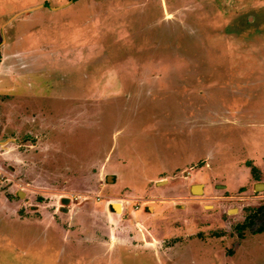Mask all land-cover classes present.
<instances>
[{
  "label": "rangeland",
  "instance_id": "374dc122",
  "mask_svg": "<svg viewBox=\"0 0 264 264\" xmlns=\"http://www.w3.org/2000/svg\"><path fill=\"white\" fill-rule=\"evenodd\" d=\"M0 79L1 264H264V0H0Z\"/></svg>",
  "mask_w": 264,
  "mask_h": 264
},
{
  "label": "flooded vegetation",
  "instance_id": "af4514ba",
  "mask_svg": "<svg viewBox=\"0 0 264 264\" xmlns=\"http://www.w3.org/2000/svg\"><path fill=\"white\" fill-rule=\"evenodd\" d=\"M1 80V79H0ZM77 98V97H76ZM15 132V131H14ZM16 135V134H15ZM8 141H9V143H13V142H15V143H17L18 144V141H17V138H16V136H14L13 135V137H10V138H8ZM2 140H0V144H2ZM17 155V154H16ZM15 155V156H16ZM15 156H12V157H15ZM248 162H250V161H248ZM251 163V162H250ZM252 164V163H251ZM253 165V164H252ZM255 166V165H254ZM248 167H250L251 168V166H248ZM194 167L193 166H191V168H190V175L191 176H195V170L193 169ZM258 168V167H257ZM259 170V169H258ZM126 172H127V170H126ZM252 172V171H251ZM111 177H113V179H112V181H115L114 180V176H112L111 175ZM254 177V176H253ZM256 178V177H255ZM191 179V178H190ZM256 179H258V177L256 178ZM131 181H133V179H131ZM119 181H117V182H112V183H114V185L115 186H117V183H118ZM163 181H157L156 180V184L158 183V184H160V183H162ZM120 183V182H119ZM123 183L121 182L120 183V186L122 185ZM257 184H263V183H257ZM256 184V185H257ZM194 185H201V189L203 190V192L205 191V187H202L203 185L200 183V184H194ZM194 185H192L191 186V191H192V188H193V186ZM120 186H118L117 188H119ZM1 190V189H0ZM115 190V189H114ZM16 192V193H15ZM153 192H155V193H157V194H161L158 190H154ZM169 192H170V190H169ZM202 192V193H203ZM192 193H194L193 191H192ZM10 194H16L17 195V197H22V195L24 194L23 193V191H14V193H13V191H12V188L10 187V190H9V193L7 194H3L2 196L3 197H1L0 198V202H4V207H7V205H6V203H5V201L4 200H10V198H9V196H10ZM60 203H61V201H60ZM116 204H119V203H114V204H112V205H109L110 207H109V209H110V211H116V212H118V210L117 209H115V207H114V205H116ZM0 205H1V203H0ZM120 205V204H119ZM2 206V205H1ZM120 207H121V209H122V206L120 205ZM112 209H114V210H112ZM254 214H256L255 216H262V217H264V207H259V208H257L255 211H254ZM253 214V215H254ZM249 222V221H248ZM34 224H39V225H41L40 223H33V224H31V225H28V226H32V225H34ZM249 224H254V221H252V223H249ZM243 225L244 224H242L241 226H240V228L241 227H243ZM247 225V224H246ZM45 229V228H44ZM261 229V230H260ZM47 231V230H46ZM255 235L254 236H256V235H260V234H264V226L263 227H257L256 229H255ZM9 241H7V243H8ZM12 243V246H5V247H3V241H1L0 240V247H2V248H4V249H6V250H9V251H13V250H15L16 248H17V243L15 242L14 243V241L12 240L11 241ZM133 254H135L136 256H144V258H146V262H147V260H149L150 258L148 257L149 255L148 254H144V253H139V252H132V253H125V252H123V253H121V254H118L119 255V258L118 257H115L113 254H111V256L109 255V253L107 252V253H100V254H98V257H95V261L97 262V263H94L93 262V264H102V261L104 260V256H107V257H110V258H108V259H110V260H114V258H116V259H119L120 260V262L118 263V264H127V262H126V260H128V258H127V256L128 255H133ZM214 254V256H211V257H209V258H206L205 259V261H203L204 259L203 258H194V257H185V256H182L183 254H182V252H163V253H160L159 255H157L156 257H154L153 258V260H154V262L153 261H151V262H153L152 264H243V260H244V258H243V253L242 252H239V253H234V254H224L223 256L220 254H217V253H213ZM97 256V255H96ZM2 257H6L4 254H1L0 253V259H2ZM198 259H202V260H198ZM106 260V259H105ZM254 260V259H253ZM239 262H241V263H239ZM1 264V263H0ZM117 264V263H116ZM245 264H247V262H245Z\"/></svg>",
  "mask_w": 264,
  "mask_h": 264
},
{
  "label": "water",
  "instance_id": "95a60500",
  "mask_svg": "<svg viewBox=\"0 0 264 264\" xmlns=\"http://www.w3.org/2000/svg\"><path fill=\"white\" fill-rule=\"evenodd\" d=\"M112 179H113V177L108 176V180L109 181H111ZM262 186H263V184H257L256 185V189H261ZM192 191L194 193H202L203 192V190L201 189V185H194L193 188H192ZM116 205H119V204H116ZM114 207H115V209H117L115 205H114Z\"/></svg>",
  "mask_w": 264,
  "mask_h": 264
},
{
  "label": "trees",
  "instance_id": "16d2710c",
  "mask_svg": "<svg viewBox=\"0 0 264 264\" xmlns=\"http://www.w3.org/2000/svg\"><path fill=\"white\" fill-rule=\"evenodd\" d=\"M74 1H75V0H74ZM247 165H248V166H251V171H252L254 177L257 178V177H258V175H257L258 168H257L256 166L252 165L250 162H247ZM249 223H252V219L249 220ZM260 230H261V229H260Z\"/></svg>",
  "mask_w": 264,
  "mask_h": 264
},
{
  "label": "crops",
  "instance_id": "0c3cea01",
  "mask_svg": "<svg viewBox=\"0 0 264 264\" xmlns=\"http://www.w3.org/2000/svg\"><path fill=\"white\" fill-rule=\"evenodd\" d=\"M81 46V45H80ZM56 90V89H55ZM65 92H66V94H68L69 92H67L66 90H64V92L62 93V96L63 97H66V98H68L69 96L67 95H64L65 94ZM55 93H56V91H55ZM71 94V96H70V98H72V97H76V95L78 94V93H74L75 95H73L72 94V92L70 93ZM81 94V93H80ZM60 96H61V94H60ZM55 97H58V96H55ZM29 135H27V137H28ZM1 203V205L2 206H4V202H0ZM121 209V208H120Z\"/></svg>",
  "mask_w": 264,
  "mask_h": 264
},
{
  "label": "bare ground",
  "instance_id": "6f19581e",
  "mask_svg": "<svg viewBox=\"0 0 264 264\" xmlns=\"http://www.w3.org/2000/svg\"><path fill=\"white\" fill-rule=\"evenodd\" d=\"M116 206V208H117V210L119 211L120 210V205H115Z\"/></svg>",
  "mask_w": 264,
  "mask_h": 264
}]
</instances>
